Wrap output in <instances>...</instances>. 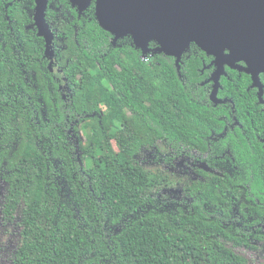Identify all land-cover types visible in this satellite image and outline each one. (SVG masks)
I'll return each instance as SVG.
<instances>
[{
  "label": "trees",
  "instance_id": "1",
  "mask_svg": "<svg viewBox=\"0 0 264 264\" xmlns=\"http://www.w3.org/2000/svg\"><path fill=\"white\" fill-rule=\"evenodd\" d=\"M49 2L47 20L62 19L64 82L29 28L33 0H0L2 215L11 221L20 208L13 264H249L237 251L248 236L227 225L234 183L264 203V108L249 75L225 67L226 102L214 105L212 58L194 44L176 65L150 42L145 63L129 36L112 42L93 3L78 16L68 0ZM159 143L206 155L211 167L235 156L248 168L235 181L199 170L188 200L159 199L168 179L135 161Z\"/></svg>",
  "mask_w": 264,
  "mask_h": 264
},
{
  "label": "water",
  "instance_id": "2",
  "mask_svg": "<svg viewBox=\"0 0 264 264\" xmlns=\"http://www.w3.org/2000/svg\"><path fill=\"white\" fill-rule=\"evenodd\" d=\"M92 1L68 0L79 15ZM34 3L33 26L45 41L52 69L55 51L54 34L45 17L48 0ZM94 12L99 27L112 35L113 43L129 36L142 57L148 56L150 42L157 45L158 52L174 58L176 65L191 44L211 57L214 71L207 82L212 83L209 100L214 105L226 102L218 98L225 67L249 75L251 88L257 87L262 97L264 0H94Z\"/></svg>",
  "mask_w": 264,
  "mask_h": 264
},
{
  "label": "flooded vegetation",
  "instance_id": "3",
  "mask_svg": "<svg viewBox=\"0 0 264 264\" xmlns=\"http://www.w3.org/2000/svg\"><path fill=\"white\" fill-rule=\"evenodd\" d=\"M33 2H34V0H33ZM92 3L94 4V0L91 2V4ZM52 5L53 4L50 3L48 0V7L46 10V14H47L48 10H51L50 7ZM34 8H35V3H34ZM34 8H33V12H34ZM72 8L77 13L78 16H82L84 14V12L88 9L87 8L84 12H82L79 15L77 7H72ZM53 9H55V7H53ZM56 10L58 11L59 9H56ZM69 16L72 17L71 15H69ZM31 17H32V25L29 28L33 32H35V34H36V30L33 26V24H34L33 13H32ZM47 19L48 18L46 17V21L51 28V23ZM51 30L53 31V34H54L52 47H53V50L55 51L54 64H52V69L49 68V60H48V57L46 55H45V58H47L49 72L51 74H55V75L59 74L61 81L64 82L63 78L61 77V70L59 69V66L56 62V51L59 50L58 47L56 46V41L59 40V38H58L57 33L52 28H51ZM43 42H44V48H45L46 47L45 41L43 40ZM211 61H212V59H211ZM211 61H210V63H211ZM238 66L241 67V66H243V64L239 63ZM212 68L214 71V66H212ZM233 70H235L236 72H239V73L242 72L238 68L233 69ZM211 73H210V75H211ZM263 75L264 74L259 75V79H260V82L262 85V90H263L262 97L259 98V90L257 87H254L253 89L255 91V95H256L258 102L264 108V99H263L264 81H261V79L263 78ZM210 84L212 87V83H210ZM210 91H211V88H210ZM62 96H63V98L65 97L64 93H62ZM233 120L236 123L235 118ZM231 128L233 129V127H231ZM256 138L259 140V143L261 144V148L264 150V141H263L264 136L263 137L262 136H256ZM246 144L249 145V144H258V143L247 141ZM166 147L169 149L168 154L165 158L167 167H169L168 170L171 173L175 172L174 170L185 173L190 178V179L188 178L190 181L186 182V183L203 181L205 179V177L198 172L199 170L200 171L201 170L202 171L207 170L206 172L211 173L218 178L223 177L225 171H227L226 173L230 175V177L232 178L233 181H235L241 175H243V177H244V174H246V170L248 168V164H246V162H243L244 161L243 159L237 158L235 156L230 157V159L228 161H225V162H221L219 160V158H217L216 162L211 167L205 161L206 155H201L197 151H189L183 145H180V147L178 148L179 150H177V148H174L171 144H168V145L166 144ZM180 151H181V154L177 155V152H180ZM192 167H193V169H192ZM191 169H192V171H191ZM185 184H182V186L180 187V194L182 197L177 198L175 200H181V201L182 200H188V198H186V196L184 194ZM231 189L232 190H231V193L229 194V200H228L229 205H230L231 216H230L229 220L227 221V225L231 226V228L233 229V232L235 234H237V231H239V233H243V234H246L248 236L246 238V241L248 242V246L244 245L237 250L240 253V255L249 261L258 262L259 257L261 259H264V216H258L256 214V209H262L264 207V203H261V201H257V205L251 204V201H249L247 199L248 190H246V188H244L243 185H239V184L234 183ZM169 200H174V199L170 198ZM249 204L251 206H249ZM251 207H253L255 210L253 216L250 215V211L252 209ZM242 212H243V214H242ZM245 212H247V214H248L246 217L244 216Z\"/></svg>",
  "mask_w": 264,
  "mask_h": 264
},
{
  "label": "rangeland",
  "instance_id": "4",
  "mask_svg": "<svg viewBox=\"0 0 264 264\" xmlns=\"http://www.w3.org/2000/svg\"><path fill=\"white\" fill-rule=\"evenodd\" d=\"M54 4L50 7L53 10ZM56 21H50L51 28L60 33V26L62 19L59 16ZM56 45L59 50L63 49V42L59 39L56 41ZM82 142H85V138L80 133ZM96 138V137H94ZM169 149L164 144H157L150 150H141L138 156L135 158L138 163L144 169L151 173H161L166 176L169 181L167 187L162 188L155 196L159 199L169 200L181 198L180 187L182 184L189 182L190 178L182 172L176 171L171 173L167 167L165 158ZM193 169V167H192ZM191 169V171H192ZM189 178V179H188ZM7 185L6 182L0 180V264H13L14 252L20 241V208L17 210L11 221L6 220L2 215V205L6 194ZM261 256V255H260ZM259 257L258 262L255 264H264V259ZM249 264H253L249 262Z\"/></svg>",
  "mask_w": 264,
  "mask_h": 264
},
{
  "label": "built area",
  "instance_id": "5",
  "mask_svg": "<svg viewBox=\"0 0 264 264\" xmlns=\"http://www.w3.org/2000/svg\"><path fill=\"white\" fill-rule=\"evenodd\" d=\"M142 60L146 63L148 62V57H142Z\"/></svg>",
  "mask_w": 264,
  "mask_h": 264
}]
</instances>
